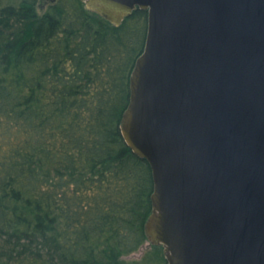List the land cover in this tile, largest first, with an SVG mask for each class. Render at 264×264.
Segmentation results:
<instances>
[{"label":"trees","instance_id":"trees-1","mask_svg":"<svg viewBox=\"0 0 264 264\" xmlns=\"http://www.w3.org/2000/svg\"><path fill=\"white\" fill-rule=\"evenodd\" d=\"M146 28L139 8L115 25L81 0H0V264H167L154 244L124 258L151 212L119 128Z\"/></svg>","mask_w":264,"mask_h":264},{"label":"water","instance_id":"water-1","mask_svg":"<svg viewBox=\"0 0 264 264\" xmlns=\"http://www.w3.org/2000/svg\"><path fill=\"white\" fill-rule=\"evenodd\" d=\"M147 12L119 128L151 170L167 264H264V0H81Z\"/></svg>","mask_w":264,"mask_h":264},{"label":"rangeland","instance_id":"rangeland-1","mask_svg":"<svg viewBox=\"0 0 264 264\" xmlns=\"http://www.w3.org/2000/svg\"><path fill=\"white\" fill-rule=\"evenodd\" d=\"M46 6L47 5L45 4L42 10H45ZM42 10H41V12H42ZM152 245L153 244L146 241L136 252L124 257L125 260H139L141 258V256L143 255V253H145L148 250H152V247H151ZM158 246H161V245H158ZM162 251H163V248H162Z\"/></svg>","mask_w":264,"mask_h":264}]
</instances>
